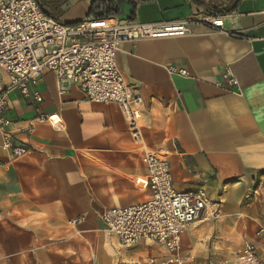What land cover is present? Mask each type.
<instances>
[{
    "label": "crops",
    "instance_id": "crops-1",
    "mask_svg": "<svg viewBox=\"0 0 264 264\" xmlns=\"http://www.w3.org/2000/svg\"><path fill=\"white\" fill-rule=\"evenodd\" d=\"M134 1L140 21L222 15L224 30L193 24L185 36L120 44L119 67L143 100L137 138L119 106L91 102L78 86L61 92L51 72L29 84V97L16 89L7 94L9 130L29 150L14 159L1 147L0 130V264H128L138 260L140 248L147 253L144 262L161 259L164 249L153 243L118 250V238L101 219L109 209L150 195L146 150L169 162L178 191L203 189L220 202L217 225L233 233L234 264L244 241L264 247L256 235L264 228V0ZM93 2L67 0L61 19L86 18ZM226 68L235 84L223 81ZM3 84L9 85L6 75ZM37 91L41 102L33 96ZM41 115L60 125L39 120ZM182 255L185 262L207 264L191 250Z\"/></svg>",
    "mask_w": 264,
    "mask_h": 264
},
{
    "label": "built area",
    "instance_id": "built-area-1",
    "mask_svg": "<svg viewBox=\"0 0 264 264\" xmlns=\"http://www.w3.org/2000/svg\"><path fill=\"white\" fill-rule=\"evenodd\" d=\"M193 24L211 30H224V16L209 20L195 18L189 21H140L109 17H86L76 22H64L46 14L37 0H0V130L2 148L13 158L28 153V148L14 140L9 130L11 120L4 115L8 105L7 94L18 90L29 97V84H36L46 72L55 75L64 92L69 86H78L91 102L116 104L121 109L130 132L140 136L142 96L118 64V50L125 41L185 36ZM242 37L240 33H232ZM170 71L187 75L185 68L170 67ZM9 85L3 84V76ZM223 81L237 82L230 68L223 73ZM37 102L40 92H34ZM56 127L59 121L41 115ZM32 133L34 127H27ZM143 161L147 168L150 187L148 198L138 204L105 211L102 222L105 231L118 238L121 245L131 247L141 243L155 244L165 255L150 256L147 264H184L182 237L186 229L201 219L221 217L220 202L209 198L203 189L195 193L178 191L169 162L159 152L146 150ZM81 218L74 220L78 222ZM256 235L264 240V228ZM238 264H264V247L244 241L239 247Z\"/></svg>",
    "mask_w": 264,
    "mask_h": 264
},
{
    "label": "rangeland",
    "instance_id": "rangeland-1",
    "mask_svg": "<svg viewBox=\"0 0 264 264\" xmlns=\"http://www.w3.org/2000/svg\"><path fill=\"white\" fill-rule=\"evenodd\" d=\"M63 9H66V4L63 6ZM218 221L212 219H204L196 221L190 229V236L188 243L185 238L182 239V249L184 251L191 250L197 261H206L207 264H218L221 260L226 264H234V246L231 242L232 232H223L218 227ZM192 232V233H191ZM184 243V245H183ZM114 247L128 250L139 249L138 246L125 247L119 245L115 240L113 242ZM142 254L138 255V260L135 263L128 264H147L144 262L147 257L146 250L140 248ZM116 251V250H115ZM115 258H120L118 251H116ZM184 264H192L189 261H186ZM196 264V263H194Z\"/></svg>",
    "mask_w": 264,
    "mask_h": 264
},
{
    "label": "trees",
    "instance_id": "trees-1",
    "mask_svg": "<svg viewBox=\"0 0 264 264\" xmlns=\"http://www.w3.org/2000/svg\"><path fill=\"white\" fill-rule=\"evenodd\" d=\"M200 2V0H197ZM42 10L54 18H61L65 14L63 6L67 0H37ZM135 1L134 0H94L87 17L96 19H106L117 16L121 19H135ZM225 10H222L224 12Z\"/></svg>",
    "mask_w": 264,
    "mask_h": 264
},
{
    "label": "water",
    "instance_id": "water-1",
    "mask_svg": "<svg viewBox=\"0 0 264 264\" xmlns=\"http://www.w3.org/2000/svg\"><path fill=\"white\" fill-rule=\"evenodd\" d=\"M68 23H71V22H68Z\"/></svg>",
    "mask_w": 264,
    "mask_h": 264
},
{
    "label": "bare ground",
    "instance_id": "bare-ground-1",
    "mask_svg": "<svg viewBox=\"0 0 264 264\" xmlns=\"http://www.w3.org/2000/svg\"><path fill=\"white\" fill-rule=\"evenodd\" d=\"M109 248V247H108ZM109 250V249H108Z\"/></svg>",
    "mask_w": 264,
    "mask_h": 264
}]
</instances>
